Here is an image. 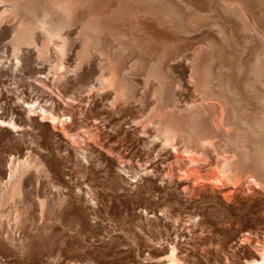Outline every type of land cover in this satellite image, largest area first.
I'll list each match as a JSON object with an SVG mask.
<instances>
[{
	"label": "rangeland",
	"instance_id": "1",
	"mask_svg": "<svg viewBox=\"0 0 264 264\" xmlns=\"http://www.w3.org/2000/svg\"><path fill=\"white\" fill-rule=\"evenodd\" d=\"M0 1V61L10 62L15 70H0V94H11L10 87L19 83L24 95L36 97L37 91L25 82L31 66H40L41 76L55 95L87 92L89 97L87 106L75 99L74 117L82 120L72 119L68 122L71 127L65 130L71 133L64 132L66 139L75 141L74 149L53 134L43 141V129L37 123L29 122L21 130L18 140L23 144H46L48 149L41 153L47 155L49 150L48 157L58 160L70 191L59 182L57 198L53 186L56 179L50 182L46 191L58 203L54 202L56 208L59 206V217L14 229V241H4L7 248L0 250V264H164V257L172 254L173 246V255L183 264H209L221 254L226 255L223 247L231 246L225 250L228 254L240 248L236 243L243 227L264 225V190L253 187L249 180L255 176L264 185V153L256 152L264 150L263 132L258 128L262 124L261 113L253 114L264 105V48L239 15L219 0L212 5L205 0H181L201 14L214 10L218 19L230 26L239 44L249 49L237 84L246 103L242 106L246 115L224 97V125H218L213 119L219 113L214 111L204 112L203 107L182 112L174 109L177 97L187 100L197 93L182 72L180 57L191 54L194 84L199 92L204 84V70L208 77L212 72L220 81L228 77L225 71L230 57L223 55L212 31H195L172 43L167 32L142 21L150 36L164 44L148 51L144 46L148 42L142 41L132 25L121 19L124 3L120 0H94L90 7H86L88 0ZM244 1L254 16L264 13V0ZM15 35L36 46L38 56L18 46ZM168 43L172 44L167 50ZM15 59L20 68L15 66ZM105 79L111 83L105 86ZM235 84L229 80L230 87ZM217 93L208 89L205 96H221ZM113 94L116 105L112 104ZM5 105L6 99L0 97V106ZM60 106L54 105L51 111L62 119L70 111L67 106ZM118 120H124L122 125L128 131L141 133L147 129L166 144H181L201 152L210 165L200 166L199 172L208 177L215 166L226 161L224 157L234 153L224 170L228 185L234 188L231 196H224L220 184L216 185L218 192L214 196L186 200L172 183L160 179L162 168L168 164L161 162L165 159H152L157 169L150 173L145 170L144 160L148 159L126 158L120 148L125 141L117 128ZM4 133L8 130L0 128L1 142L9 146ZM138 148L146 151L142 145ZM3 155L7 158L8 154ZM2 167L0 194L9 181L8 168L4 164ZM151 180L165 187L164 195L154 191L157 185ZM166 193L175 202L165 198ZM2 211L0 230L7 228V220L13 216L8 205Z\"/></svg>",
	"mask_w": 264,
	"mask_h": 264
},
{
	"label": "bare ground",
	"instance_id": "2",
	"mask_svg": "<svg viewBox=\"0 0 264 264\" xmlns=\"http://www.w3.org/2000/svg\"><path fill=\"white\" fill-rule=\"evenodd\" d=\"M93 1L94 0H88V2L86 3V7H90L91 5H93ZM120 1L124 3V5L122 6L124 11L121 12V19L132 25L133 30H135L136 33L142 37V41L148 42L146 44L144 43V46L148 51L158 50L160 49V46L164 44L150 36L144 26L141 25L142 21L154 23L160 30L167 32L168 35L173 38L172 43H178L180 39H182L183 35L195 31H201L203 29H208L212 31L217 37V40H219L220 47L223 50V55H229L230 63L229 66L226 67L225 71V74H228V77H223V79L220 81L218 77L212 72L210 73L211 76L208 77V75H206L207 71L204 70V84L201 92H199L194 84L195 79L193 77L192 63L190 58L191 54L179 58L182 72L187 76L188 84L191 85L192 88L197 91V93L195 96L193 95L187 100H180L177 97L174 108L175 110L182 112L183 110L198 109L200 107H203L204 112L214 111L216 113H219V116L215 117L213 119V122L218 125H224L223 116L225 103L223 102V100L224 97H227V102L231 103L236 110H242L243 116L246 115L245 107H242L246 103L243 96L240 94L241 92H239V89L237 88V84L240 75L245 70L244 62L248 57L249 49L246 45L239 44L237 38L232 35L230 26L221 22L214 10H212L209 14H201L188 7V5L181 0ZM205 1L209 5H212L217 0ZM219 1H221L227 9L239 15L240 18H242L246 22L257 42L264 48V13L262 15L258 14L254 16L251 13L250 6L244 0L237 2H235V0ZM68 4L70 8H72L70 1L68 2ZM0 6H3L1 1ZM15 39L16 44L18 46H22L26 53L34 52L36 56H38L39 49L36 46H32L27 39H22L19 35H15ZM172 43L167 44V50ZM164 47L165 46H163L162 48ZM27 57H29V55ZM17 61L18 60L15 59L14 64L15 66L18 65V67L20 68V62ZM9 63L10 62L5 60L0 61V70H7L10 68V70L14 73L15 70L12 69V66ZM24 66V68H27L29 65ZM31 67L32 68H30L31 70H29V76H27V81L25 83L29 88H34L37 91L36 97L28 93L24 95V92L19 89V83H15L10 87V90L12 91L11 94H0L1 98L6 99L5 107L2 108L0 106V128L8 130V133H4L2 136L10 141L9 146H5L1 142V140L3 139L0 138V175L3 174V164L5 165L6 170L8 168L9 174V181L8 183L3 185V192L0 194V217L3 216L2 207L4 208L5 205L9 206V212L12 211L13 215L11 221L7 220V228L4 230H0V250H6L7 248V245H5L4 241H14V229H17L22 225L25 226L28 224H32L33 222L43 221L47 223L49 218L56 219L59 217V206H57V209L54 204V202L56 201H53L52 197H49V195L47 194L48 190L46 191V187L53 179H56V184H53V186L54 193L57 195V198L60 195L59 187L61 185L58 184L59 182H63L61 183L62 186L66 189H69L70 191V187L68 186L67 182L63 180V176H65L66 173H63L58 160L48 157V155L50 156V154L48 153L49 150L47 152V155H43L41 153L43 149H48L46 147V144H44V142L42 145L40 144L41 142L35 145L31 143L23 144V142L19 141L20 139L18 140V136L21 137L22 135L20 133L21 130L25 126H27L29 122L37 123V125L43 129V141L46 137L53 134L55 136L63 138L65 144L67 146H71L74 149L75 141L66 139L67 136L66 138L64 136V132L68 133L70 131H65L71 127L70 123L68 122H70L72 119L76 120V118L79 117H74L75 109H73V103L77 98L76 102H78L79 100L83 102L85 106L89 105V97H87L88 94L86 91V94H75L71 92L68 95H62L58 92L59 95H55L52 89L49 88V84H47L45 82L46 80H44L43 76H41V67ZM158 75L156 74L157 78ZM261 75L264 79V66H262L261 68ZM229 80H233L236 83V86H234L233 88L230 87ZM105 82V86L111 83L107 79H105ZM57 85L58 84H56V86ZM208 89H211L213 91L216 90V92L220 93L221 96L218 95L214 98L206 97L205 94L206 92H208ZM116 103V95L113 94L112 104L116 105ZM60 104L65 105V107L67 106L70 113H67L68 116L66 114L64 118H62V115V119H60L59 116V122L56 115L52 113L51 108L54 107V105L60 106ZM84 107L83 110L85 109ZM66 109L67 108H65V110ZM256 110L253 111L254 115H258L261 113L260 119L262 120V124L258 128L263 132L262 141H264V105L260 106L259 110L258 108ZM82 112L84 111H81V113ZM77 113L79 114V112ZM66 116L68 118L67 122ZM121 121L118 120L116 124L118 125L117 128L119 129L121 138L125 141V143H122L120 145V148L127 154L126 158L131 159L132 157H136V159H148L144 160V162L146 161L145 163H147L145 165V170L150 173H155L157 169L156 161L152 159H165V161L161 162L168 164L165 168H162L161 172H164V174H162V177H160V179L172 183L174 187L183 194V197H185L186 200L199 199L197 196H214L215 192H218L217 190H215V187H217L216 185L220 184L222 188L220 191L226 193L224 194V196H231L233 187L228 185V176L226 175L224 170L234 159V153H229L227 157H224L223 159H226V161L222 162L220 167L215 166L213 168L212 175L208 177L207 175H201L199 172L200 166L210 165V163H208V161L206 160L207 158H205L201 152L190 150L187 146H182L181 144H166L164 140L160 139L155 134H151L147 129H143L141 133L128 131L126 127L122 125ZM224 127L227 129V126ZM90 128H92L91 125ZM82 134L83 133H81V135ZM75 135H77L76 137H78L79 134ZM141 136L143 139L140 138ZM82 137H84V135H82ZM70 141L73 143H71ZM79 144L76 143V146ZM139 145L144 146L146 151H140L138 148ZM89 147H91V145ZM256 152L264 153V150H258ZM3 154H8L7 158ZM249 180L252 182L253 187L262 188L264 190V185L261 186V183L256 180L255 176H251ZM150 183L157 185L154 180H151ZM234 185H236V182ZM164 188L160 185H157L154 191L159 195H164ZM54 196L55 195H53V197ZM166 196L167 197H164L168 198L169 200H174L175 202V198L170 193L169 196L168 194ZM143 199L148 200V198ZM56 205H58V203ZM250 237L253 239L251 240ZM237 242L238 243H236V245L238 247L240 246V248L237 249L236 252L228 254V252H225V250L227 251L231 246L228 245L227 247H223L222 252L227 256H223V254H221L219 258L209 264H264V225L260 227H243L239 232ZM173 247L171 249L172 254L166 258L164 257V264H183V262L180 261V258L173 255ZM165 251H167V249H165Z\"/></svg>",
	"mask_w": 264,
	"mask_h": 264
}]
</instances>
